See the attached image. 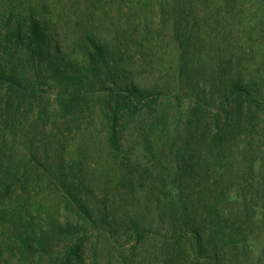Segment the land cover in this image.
<instances>
[{"label":"rangeland","instance_id":"obj_1","mask_svg":"<svg viewBox=\"0 0 264 264\" xmlns=\"http://www.w3.org/2000/svg\"><path fill=\"white\" fill-rule=\"evenodd\" d=\"M32 14L46 24L50 60L83 78L93 36L119 72L101 69L85 98L68 102L58 94L68 85L43 61L35 80L46 91L34 101L43 121L19 94L6 105L15 92L0 86L2 161L20 178L0 171L10 186L0 197V264H59L78 237L83 264H210L177 236L183 221L205 239L217 232L221 264H264V0H0V30ZM231 80L251 82L253 102L210 93ZM116 84L152 91L120 121L118 151L105 101ZM52 225L70 233L51 235L42 259L23 258L20 237Z\"/></svg>","mask_w":264,"mask_h":264},{"label":"trees","instance_id":"obj_2","mask_svg":"<svg viewBox=\"0 0 264 264\" xmlns=\"http://www.w3.org/2000/svg\"><path fill=\"white\" fill-rule=\"evenodd\" d=\"M11 20L12 18L9 17V20H7L8 22H6L5 25H2L4 31L0 30V86L5 85V92L7 93H10L11 91L15 92L12 95L5 96L4 102L6 105H13V97H18V94L22 97V101L25 100L27 102L34 103V101L36 102L40 100V95L45 93L46 90L43 89L39 81L35 80V74L37 75V73L40 72L43 61L46 62L45 67L48 66L50 69H52L50 71L51 73L59 74L61 76V79L68 85L61 87L58 93L62 99L64 97L68 99V102L74 99L80 100L85 98V95L87 93L86 91L88 90V86L90 84L88 78L97 76L98 73H100L101 69H105L106 74L108 75H113L117 70L119 72V69L114 64V55H112L111 51L108 50L104 44L97 42L93 36H88V44L89 48H91V52H89V68L85 70L87 74L84 75L83 78L81 77L79 72L78 76H75L73 72L67 70L66 63H63L64 59L58 60L55 58V60H50L49 51L46 48V39L48 38L45 22H41L33 14L28 18L27 21L24 20V18L19 17V20L14 26L12 25L13 22H11ZM185 48H188L187 42L185 43ZM9 57L13 59L8 60ZM19 68H26L31 71L32 77L29 79L22 77ZM182 72L184 73L183 70ZM77 77L79 78V82L78 80H76ZM185 77L187 79L191 78L188 76ZM220 82L224 84L222 80H220ZM124 85L125 86L120 87L118 84H116V89H114V87L110 88L108 96L105 99L107 103L106 121L108 124V139L110 146L113 150L116 151H118L120 148V121L126 116V114L134 113V110H140L144 103H147L144 102V100H148L150 95L152 96V91L148 89H142L136 84ZM227 85L229 86V88L223 91L222 89H219L220 86L218 87L211 84L210 93L215 94L218 97L230 96L232 97V99L243 97L245 101H248L250 103L253 102L252 96L254 89L252 88L255 87L253 84H251V82H236L234 80H231L227 83ZM206 90H204V92ZM36 105L38 109V119L43 121L45 116L43 109L45 106L40 102L38 104H35V106ZM70 105L67 107L66 104V107H64L65 110L67 109L69 111ZM219 135L220 132H218V134L216 135L217 138L219 137ZM219 142L220 141H218L217 143ZM2 152L3 150L0 149L1 173L8 176L6 177L7 179H15L17 181H20L17 167L13 165L3 164V158L8 159L9 156H4ZM9 188V185H5L4 182L0 181V197H2L3 195H7V190ZM212 221H215V217L212 218ZM186 223L187 221H183V224H185V226L179 229V231L177 232V236L180 238H189L190 249H193L195 259L197 261L202 259L208 260L210 264H221V260L219 259L221 258V247H217L215 242L217 232L212 231L211 235L209 234V237L207 236V238L205 239V230L203 231V229L198 226L191 227L190 223ZM51 227V230L48 228H42L40 230L39 228L38 235L34 233L32 237L28 235L21 236L20 239L22 240V250L24 256L21 257L28 259V257L33 258L35 254H38L39 258L42 259L43 255L45 256L53 251V245L51 242L52 239L50 238L51 235L55 234V232L56 234L70 233L68 230H66L69 228L62 229L60 226L53 225ZM51 231H53V233H50ZM133 232L134 236H137V239H141L146 235L145 230L140 229L135 224L133 226ZM190 234L192 238L190 237ZM230 235L232 236L230 245H232L233 247H237L235 238L233 237L234 232L231 231ZM56 236L58 237V235ZM31 239L35 241V244L31 245V243H29V240ZM83 241L84 237H78L75 244L66 245L64 247L65 250L61 252V256H58L56 258V260H59L58 263L83 264ZM223 248L224 247L222 246V249Z\"/></svg>","mask_w":264,"mask_h":264}]
</instances>
